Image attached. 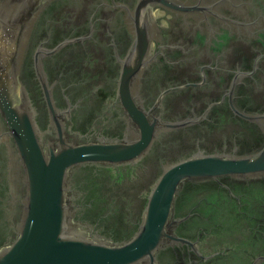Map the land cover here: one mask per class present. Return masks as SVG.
Returning <instances> with one entry per match:
<instances>
[{
	"label": "water",
	"instance_id": "obj_1",
	"mask_svg": "<svg viewBox=\"0 0 264 264\" xmlns=\"http://www.w3.org/2000/svg\"><path fill=\"white\" fill-rule=\"evenodd\" d=\"M0 264H264V0H0Z\"/></svg>",
	"mask_w": 264,
	"mask_h": 264
}]
</instances>
